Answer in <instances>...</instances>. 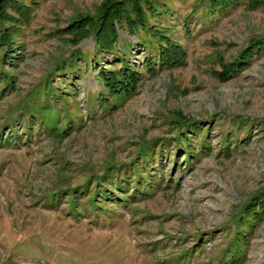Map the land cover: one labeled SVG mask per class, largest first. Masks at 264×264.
I'll list each match as a JSON object with an SVG mask.
<instances>
[{
	"label": "rangeland",
	"instance_id": "374dc122",
	"mask_svg": "<svg viewBox=\"0 0 264 264\" xmlns=\"http://www.w3.org/2000/svg\"><path fill=\"white\" fill-rule=\"evenodd\" d=\"M106 1L37 0L14 65L0 61V264H224L232 242L230 264H264V214H243L264 202V49L219 75L264 38V0L212 15L207 0L153 2L151 33L185 53L153 75L141 64L157 42L139 28L117 30L111 53L58 34ZM118 58L140 73L128 99L100 78ZM4 67L14 84L2 91ZM176 116L195 125L176 128Z\"/></svg>",
	"mask_w": 264,
	"mask_h": 264
},
{
	"label": "trees",
	"instance_id": "16d2710c",
	"mask_svg": "<svg viewBox=\"0 0 264 264\" xmlns=\"http://www.w3.org/2000/svg\"><path fill=\"white\" fill-rule=\"evenodd\" d=\"M28 1V3H25V0H0V25L2 26L0 29V49L2 50L0 61L2 62V67L14 65L12 57L8 55L14 49V37H19L20 31L29 25L34 9L38 5L37 0ZM153 2H156V0H108L102 4L96 16H85L73 20L64 29L59 30L58 34L71 35L73 46L78 45L83 39L92 36L95 44L94 52L111 53L114 51L117 30L133 34L139 28L149 34V41L157 42L154 47L151 46L156 53L155 56L153 57L149 54L141 64V67L148 74L153 75L155 69L182 67L185 65V53L181 46L170 39L168 40L162 32L151 33L153 31V29L151 30L152 27L146 24L147 14L145 8H147L149 13L152 12L153 14L154 9L151 7ZM207 2L208 13L211 15L216 10L224 9L231 2L233 5L236 4L235 0H207ZM148 44L150 45V43ZM259 49H264V38L251 40L246 49L241 51L232 63L223 65V70L219 75L224 77L229 74L238 73L248 65L249 57L253 50ZM118 62L120 63V67L116 70L105 71L103 69L100 74L101 82L108 91L109 96L117 100L128 99L136 90L140 73L137 67L129 65L128 62L120 58H118ZM2 74L4 75L2 80H5V87L2 91L13 88V78L6 72L5 67L2 70ZM45 82L44 91L46 87L50 86V82ZM175 118L176 122L174 125H177L176 128L189 130L190 126L195 125L191 123L187 124L188 122L184 121L183 118L177 116ZM181 135L184 142L187 143V138L182 134V131ZM186 145L188 157L194 158V151L188 149V144ZM200 149L206 150L208 148L201 145ZM137 156L142 162H145L146 152L143 148L138 149ZM257 196L252 197L243 208L244 216L251 215V221L259 220L260 216L264 214V202L261 197ZM249 207L251 208L249 209ZM241 219L242 216L238 217V221H241ZM233 231L234 235L232 237L234 238L240 234L237 229ZM230 247V251L228 252L229 260L224 264H230L239 259L238 246L232 242Z\"/></svg>",
	"mask_w": 264,
	"mask_h": 264
}]
</instances>
